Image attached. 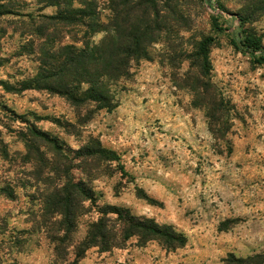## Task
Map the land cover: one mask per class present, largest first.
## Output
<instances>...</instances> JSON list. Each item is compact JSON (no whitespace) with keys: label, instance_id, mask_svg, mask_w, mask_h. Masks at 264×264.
Segmentation results:
<instances>
[{"label":"rangeland","instance_id":"1","mask_svg":"<svg viewBox=\"0 0 264 264\" xmlns=\"http://www.w3.org/2000/svg\"><path fill=\"white\" fill-rule=\"evenodd\" d=\"M73 1H94L109 25L120 2ZM205 1H158L157 16L150 8L157 40L148 60L111 83L109 111L21 91L40 68L44 39L34 29L57 10L49 0H0V264H222L230 255L264 264V65L232 44L240 15L264 45V0H215L219 13ZM206 38L215 39L208 75L197 57ZM75 185L93 199L75 194L66 233L59 203ZM107 206L172 226L188 243L123 242L116 216L100 212ZM100 219L117 246L83 249Z\"/></svg>","mask_w":264,"mask_h":264},{"label":"trees","instance_id":"2","mask_svg":"<svg viewBox=\"0 0 264 264\" xmlns=\"http://www.w3.org/2000/svg\"><path fill=\"white\" fill-rule=\"evenodd\" d=\"M49 1L46 7L55 8L56 14L43 16L40 27L34 29L44 39L38 51L40 68L35 78L23 85L21 91L45 90L64 96L76 105L93 103L98 108L113 110L116 105L111 97L110 85L127 78L133 62L148 60V48L156 42V34L162 26L158 18H149V11L151 8L156 16L159 15L156 2L163 0H138L134 4L131 0L114 2L111 8L115 17L111 25L98 17L94 1L83 2L79 8L74 6L73 0ZM141 7L144 16L138 17L135 14ZM217 8L223 10L219 4ZM238 19L242 30L232 39L233 46L240 53L250 56L255 64L264 65L262 39L243 29L246 21L242 16L239 15ZM97 34H104L99 43L92 41ZM65 38L71 39L73 44L62 43ZM214 41L213 38H206L199 44L197 57L204 75L209 74L210 46ZM4 88L15 90L6 85ZM207 106L211 109L212 103ZM219 110L220 107L216 109ZM36 135L55 148H60L48 135L38 132ZM101 154L109 155L110 152L103 150ZM69 191L59 203L63 210L66 233L74 225L72 207L78 197L75 194L88 200L93 199L92 192L80 185L72 186ZM100 212L104 217L116 216L123 242L133 237H138L142 243L158 240L169 251L184 248L188 243L187 237L172 226H161L152 219L136 217L126 208L107 206ZM111 231V224L105 219L98 220L92 226L83 249L100 247L103 251H109L117 246L110 241ZM79 257H82V253ZM222 264H246V261L230 255Z\"/></svg>","mask_w":264,"mask_h":264},{"label":"built area","instance_id":"3","mask_svg":"<svg viewBox=\"0 0 264 264\" xmlns=\"http://www.w3.org/2000/svg\"><path fill=\"white\" fill-rule=\"evenodd\" d=\"M206 2V4H207V6H208V8L212 11V12H215V13H219L220 11H219V9L217 8V5H216V3H215V0H206L205 1Z\"/></svg>","mask_w":264,"mask_h":264}]
</instances>
